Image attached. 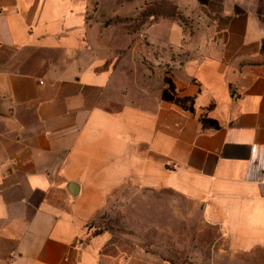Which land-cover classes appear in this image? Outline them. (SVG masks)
<instances>
[{"label": "crops", "instance_id": "1", "mask_svg": "<svg viewBox=\"0 0 264 264\" xmlns=\"http://www.w3.org/2000/svg\"><path fill=\"white\" fill-rule=\"evenodd\" d=\"M157 1L176 15L121 31L135 10L105 23L103 0H0V264H170L91 231L127 180L198 203L232 251L264 248V0ZM138 49L156 92L121 69Z\"/></svg>", "mask_w": 264, "mask_h": 264}, {"label": "rangeland", "instance_id": "2", "mask_svg": "<svg viewBox=\"0 0 264 264\" xmlns=\"http://www.w3.org/2000/svg\"><path fill=\"white\" fill-rule=\"evenodd\" d=\"M139 2L103 0L102 9L92 3L90 13L103 19L110 10L128 13L135 10L130 18H118L121 31H136L141 23H150L160 15H176L170 1ZM104 20L116 23V17L109 15ZM131 38H117L123 41L116 53L118 60L124 56L125 46L133 41ZM143 56L139 49L134 51L128 56V65L121 69L126 71L135 89L156 92L163 73L154 65L146 68ZM89 227L93 233L108 231L127 237L159 253L170 264H264V248L255 247L249 252L230 250L219 228L203 220L199 204L168 188L144 189L127 180L113 190L105 205L89 219Z\"/></svg>", "mask_w": 264, "mask_h": 264}]
</instances>
